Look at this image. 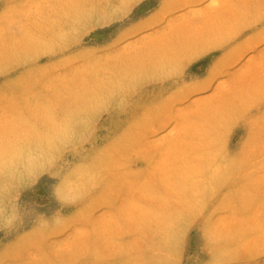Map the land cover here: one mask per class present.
I'll use <instances>...</instances> for the list:
<instances>
[{
  "label": "rangeland",
  "instance_id": "1",
  "mask_svg": "<svg viewBox=\"0 0 264 264\" xmlns=\"http://www.w3.org/2000/svg\"><path fill=\"white\" fill-rule=\"evenodd\" d=\"M0 264H264V0H0Z\"/></svg>",
  "mask_w": 264,
  "mask_h": 264
}]
</instances>
